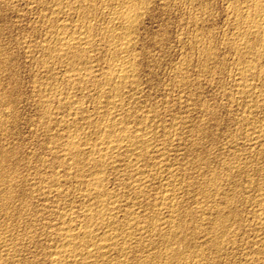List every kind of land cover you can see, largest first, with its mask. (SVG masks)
Instances as JSON below:
<instances>
[{"label":"rangeland","instance_id":"374dc122","mask_svg":"<svg viewBox=\"0 0 264 264\" xmlns=\"http://www.w3.org/2000/svg\"><path fill=\"white\" fill-rule=\"evenodd\" d=\"M57 1L55 0L54 3L53 0H0V170H4L0 174L4 178L0 177L3 180H0V195H2L0 197V264H54L60 257L61 262H57L58 264L82 263L79 261L78 254L68 260H66L68 257L66 254L62 255L60 251L62 238L58 231L64 224L66 227L79 225L77 227L79 228L81 225L83 226L85 214L89 211L90 206L95 205L93 208H103V211L106 212L99 216L101 218L99 220L102 221V215L106 220L111 215L110 219H115L114 227L117 228V232L119 234L123 232L119 237L124 236L123 238L126 239L122 241L123 238L118 237L117 241L119 242L115 246L120 247H111L112 249L110 248L111 250L105 257L100 256L99 253H95L96 257H94L93 254L90 256L93 260L91 261L89 257L87 264H162V262L163 264L165 262V264H264V40H261L259 35L256 36L257 34L248 32L243 17L238 13L237 5L246 0H122L123 2L121 0H95V2L87 0L92 9L91 7L85 9V5H87L85 0H80V2L79 0ZM119 1L120 3H118ZM130 1L134 2L135 7L137 5L136 9L133 4H130L133 3ZM60 3L61 5H59ZM104 4H108V7ZM71 6L74 9H71ZM112 7L121 9V11L127 9L125 12L138 9L141 14L134 23L136 26L133 25L134 28H130V33H132L130 38L132 39L129 38L128 45H126L129 50L124 53H119L121 51L115 49V52H118L112 54L113 51L109 49L110 45L104 42L110 36L102 29L108 23H106L108 19L106 12ZM140 7H143L142 10ZM81 10L85 17L80 12ZM50 11L54 12L53 16ZM247 12L251 13L250 10ZM247 12L246 14H248ZM47 14H50V20L52 18L57 21L53 20V24L52 20V22L49 18L47 20ZM89 17L90 19H88ZM64 20H68V24ZM60 22L65 27L61 24L57 25ZM72 23L78 26L75 27ZM85 23L93 30H97H94L95 33L98 32L95 37L101 36L99 39L94 38L93 46L87 47L86 54H90L92 57L94 55V58L92 59L89 55L92 59V62L88 63L90 66L86 64L82 67L81 70L86 67V69L88 68L87 73L91 72L87 74L84 69L83 73L89 76L81 83L75 79V71L67 68L66 57L57 58L56 55L54 57L56 51L52 49H57L59 46L58 42H54L58 41V36L66 35L69 31L73 33L76 29L83 28ZM50 33L56 35L58 33V35ZM112 36L114 37L115 34ZM245 37L249 45L243 46L239 42V38ZM102 38L103 40H101ZM97 42L99 43L97 44ZM45 44H48L46 48ZM46 51L48 53L50 51V53L48 54ZM89 51L90 53H88ZM119 54L123 57H119ZM44 57H49V59H44ZM96 59L99 60L96 61ZM122 59L131 61L132 66L136 65L133 66V69L136 70H134L135 76H133V82L132 80L128 81L127 86L124 85L125 88L123 87L121 91V93H125V95L121 94L120 100L123 110L120 109L121 107L110 108L107 113L112 112L117 119H120L116 122L120 125L115 124L116 129L124 126L133 136L138 135L139 132L146 133L147 136L145 134L146 137H143L146 138V141L143 140L147 144L144 143L145 146L142 144V150L140 149L141 152L138 153L140 156L138 154L129 156L126 148L123 147L119 148L121 151L117 149L112 152V154L115 153L114 156H111L112 163L108 164V167L105 166L109 169L104 167L102 171L106 172H103V175L102 172L100 173L103 179L105 176L101 186L105 190L101 187L100 189L106 196L102 195L105 198L99 196V198L101 197L99 199L95 193L89 192L91 191V182L88 183V181L90 179L92 181L94 175L91 178L90 173L92 172L88 169L90 168L88 158L85 156L84 160L82 159L80 162L83 164L79 163L76 167L70 155L63 150L59 140L62 142L70 137H79L82 133V135L91 136L90 142L83 141V146L80 144L81 148H85L88 152L91 151L89 152L92 153L90 157H96L95 159L100 157L104 150H102L101 140L94 139L95 136H98L96 130L100 127H97L95 117H99L102 112V114L106 113V110H102L99 105L100 102L103 103L102 100L105 97L101 98L100 92L103 86L96 79L98 77L99 80L103 79L111 69L110 64L114 68ZM42 63L47 67L42 66ZM247 64L248 66H246ZM90 68L91 70H89ZM93 70L94 74H92ZM103 72L104 74H102ZM68 73L70 77H68ZM89 80L90 82H88ZM74 81L76 82L74 83ZM96 81L97 84H95ZM131 83H135L136 86ZM73 85H77L79 88L73 87ZM38 90L41 92L39 93ZM53 90L57 92L55 93ZM60 93H67L68 96ZM65 97H69V100L72 101ZM68 101L73 103L72 108ZM78 104H82V106ZM96 104L99 109L95 106ZM96 108L100 111H96ZM75 109H78L77 113ZM120 112L121 114H119ZM84 116L85 118H82ZM71 119L77 120V122H73ZM145 124L147 127L144 126ZM132 129L137 133H133ZM94 131L96 134H93ZM87 143L90 145L88 146ZM94 146L95 148L97 146L98 150L93 148ZM85 149L83 150L87 152ZM144 149H147L146 152ZM142 156L146 157L142 159ZM131 162L134 163H132L134 169ZM66 168L72 169L73 173L70 174L71 170L68 171ZM86 169L90 173L86 172L88 171ZM5 172L8 174L3 175ZM140 174H144V177ZM136 176L141 179L137 180ZM54 178L56 182H61L55 183ZM11 188L14 190L9 191ZM58 191L59 193H57ZM87 192H89L87 195L91 197L88 198ZM12 194L13 197H11ZM86 196L87 198H85ZM98 199L102 203L104 200L103 207V204L99 205L101 202ZM105 199H110L111 202L114 199L116 204L114 203V205L113 202L107 204ZM111 208L114 212L110 210L112 213H107ZM69 209L72 211L71 214ZM85 209L88 211L86 210V212ZM65 212L67 213L65 214ZM63 214L67 218H64ZM218 216H220L218 219L221 216L222 218L217 220ZM172 218H175L174 223ZM215 219L216 221H214ZM221 220L223 223L218 225L217 223H220ZM59 223L64 224L60 225ZM130 223L133 231L130 228L127 230L126 226H131ZM133 223H136L134 224L136 228ZM169 223L171 224L169 225ZM58 224L59 227H57ZM98 224L99 227L103 226L100 221ZM171 227L173 230L170 229ZM175 228L177 232L174 231ZM129 234L132 236L130 237ZM180 238L183 242L180 241ZM98 239L97 237L96 241ZM124 242H126L125 245ZM121 246H126L125 251L120 250ZM142 247L143 249H141ZM78 249L81 247L77 248L75 253L80 252ZM50 251L52 252L50 253ZM55 252H58L59 257ZM178 254L180 255L178 256ZM97 255L99 256L97 257ZM196 257L197 259L194 260Z\"/></svg>","mask_w":264,"mask_h":264},{"label":"bare ground","instance_id":"6f19581e","mask_svg":"<svg viewBox=\"0 0 264 264\" xmlns=\"http://www.w3.org/2000/svg\"><path fill=\"white\" fill-rule=\"evenodd\" d=\"M54 1V3H55V0H53ZM57 1V0H56ZM59 1V0H58ZM57 1V2H58ZM86 2H87V0H85ZM90 1V0H89ZM108 1V0H107ZM118 1V0H117ZM122 1V0H121ZM126 1V0H125ZM124 1V2H125ZM134 1V0H133ZM133 1H130V2H133ZM136 1V0H135ZM138 1V0H137ZM147 1H149V0H147ZM78 2V1H77ZM79 2H80V0H79ZM79 2H78V5H79ZM92 2V1H91ZM94 2H95V0H94ZM93 2V3H94ZM123 2V1H122ZM121 2V3H122ZM129 2V3H130ZM241 2V1H240ZM72 3V2H71ZM99 3H100V1H99ZM118 3H120V1L118 2ZM142 3V2H141ZM242 3V2H241ZM58 4V3H57ZM75 4V3H74ZM86 4V3H85ZM84 4V5H85ZM88 4H90L89 2H87V5ZM97 4V3H96ZM101 4V3H100ZM103 4V3H102ZM125 4V3H124ZM130 4H133V7L136 9L137 8V5H136V7L134 6V2L133 3H130ZM138 4V3H137ZM142 4H145V3H142ZM53 5V4H52ZM59 5H61V3L59 4ZM82 5V4H81ZM87 5H85L86 6V8L85 9H87V7H89V5L87 6ZM105 5V4H104ZM113 5H116V4H113ZM126 5V4H125ZM124 5V6H125ZM139 5V4H138ZM50 6V5H49ZM70 6V5H69ZM83 6V5H82ZM97 6H98V4H97ZM100 6V5H99ZM105 6H107L108 7V4L107 5H105ZM112 6V5H111ZM118 6V5H117ZM130 6V5H129ZM140 6V5H139ZM139 6H138V8H139ZM142 6V5H141ZM55 7V6H54ZM74 7H76V6H74ZM79 7V6H78ZM91 7V6H90ZM89 7V8H90ZM101 7V6H100ZM103 7V6H102ZM132 7V8H133ZM237 7H238V13H240L241 14V16L243 17V19H244V21H245V23H246V25H247V30H248V32L249 33H254V35L255 34H257L256 36H260V39L261 40H264V0H246V1H244L242 4H240V5H237ZM60 8H61V6H60ZM88 8V9H89ZM95 8V7H94ZM120 8V7H119ZM124 8V7H123ZM126 8H127V6H126ZM131 8V9H132ZM141 8V7H140ZM143 8V7H142ZM142 8L140 9V10H142ZM147 8V7H146ZM50 9V8H49ZM53 9V8H52ZM51 9V10H52ZM59 9V8H58ZM57 9V10H58ZM71 9H74L73 8V6H71ZM75 9H78V8H75ZM82 9V8H81ZM91 9H92V7H91ZM97 9H98V7H97ZM97 9H96V11H97ZM103 9H104V7H103ZM129 9V8H128ZM61 10V9H60ZM60 10H59V12H60ZM101 10H102V8H101ZM100 10V11H101ZM124 10V9H123ZM123 10L121 11V9L120 10H118V9H115V8H111V9H109V10H107V16H108V19H107V21H106V26L102 29V30H104V31H106V33H109V38L106 40V41H104V42H107L109 45H110V50L111 51H113L112 52V54L115 52V49H117V50H120L121 52H119V53H124V52H126V51H128L127 50V47L128 46H126V45H128V40H129V38H130V34L132 35V33H130L131 31H130V28L131 27H133V25H135L134 23L136 22V20L138 19V17H139V10L137 9V10H134V11H127V12H125V10H127V9H125L124 10V12H123ZM250 10V12L251 13H248L247 11H249ZM62 11V10H61ZM72 11H74V10H72ZM71 11V12H72ZM77 11H79V10H77ZM90 11V10H89ZM93 11L95 12V9H93ZM99 11V10H98ZM105 11V10H104ZM103 11V12H104ZM52 11H50V13H51ZM57 12V11H56ZM55 12V13H56ZM70 12V11H69ZM80 12H82L83 13V10H81ZM79 12V13H80ZM85 12H88L87 10H85ZM92 12V11H91ZM246 12L248 13V14H246ZM53 14H51L52 16L54 15V12H52ZM67 13V12H66ZM88 13H90V12H88ZM93 13V12H92ZM98 13V12H97ZM97 13H95V14H97ZM99 13H101V12H99ZM46 14V13H45ZM59 14H61V13H59ZM72 14H73V12H72ZM103 14V13H102ZM48 15V14H47ZM50 15V14H49ZM49 15H48V17H46L47 18V20H48V18H49ZM58 15V14H57ZM84 17H85V14L83 13L82 14ZM86 15H88V14H86ZM94 15V14H93ZM100 15V14H99ZM104 15H105V12H104ZM105 15V17H107ZM141 15V14H140ZM239 15V14H238ZM59 16V15H58ZM64 16V15H63ZM73 15H71V18H73L72 17ZM83 16H82V18H83ZM90 16V15H89ZM103 16V15H102ZM51 17V16H50ZM78 17H80V16H78ZM91 17V16H90ZM90 17L88 18V19H90ZM96 17V16H95ZM98 17V16H97ZM141 17V16H140ZM64 18H68V17H64ZM71 18H69V20L71 19ZM77 18V17H76ZM81 18V17H80ZM79 18V19H80ZM87 18V17H86ZM92 18H93V16H92ZM92 18H91V20H92ZM103 18H104V16H103ZM239 18V17H238ZM58 19H59V17H58ZM101 19V18H100ZM49 20H50V18H49ZM51 20H52V18H51ZM50 20V21H51ZM54 20V19H53ZM52 20V21H53ZM62 20H63V18H62ZM72 20V19H71ZM85 20V19H84ZM95 20V19H94ZM240 20V19H239ZM51 21V22H52ZM55 22L57 21V20H54ZM54 21H53V24H54ZM66 20H64V22H65ZM68 21V20H67ZM66 21V22H67ZM76 21V20H75ZM237 21V20H236ZM243 21V22H244ZM51 22H49V23H51ZM77 22V21H76ZM239 22V21H238ZM43 23V22H42ZM70 23V22H69ZM84 23V22H83ZM86 23H89V22H86ZM86 23L85 24H83V25H85V26H83V28H79V29H76V31H74L73 33H71L70 31V33L68 34H66V35H62V36H58V38L56 37L57 35H58V33H57V35L56 34H54V33H50V34H54V35H56L55 37L58 39V41H54V42H58L59 43V46L57 47V49L55 48V49H52V50H55L54 52V57H55V55L57 56V58L58 57H60V56H65L66 57V60H65V63H67V68L68 69H70L71 68V70H74L75 71V79L76 80H78V82H83L84 81V79L87 77V79H88V76H87V74L89 73V72H91V71H88V73H87V70H88V68L86 69V67L85 68H83V70H81L82 69V67H84V65L86 66V64L88 65V63H91L92 62V59L94 58V55H93V57L91 56V58H90V56L88 55V54H86V50H87V47L89 46V48H90V46H93V44H94V38L96 39V37H95V34H97L98 35V32H96L95 33V31H97V30H93V28H91V26H89V25H86ZM61 24V22L59 23V24H57V25H60ZM67 24H68V22H67ZM73 24V23H72ZM74 24H75V22H74ZM73 24V25H74ZM79 24H80V22H79ZM92 24V23H91ZM95 24V23H94ZM93 24V25H94ZM103 24V23H102ZM101 24V25H102ZM56 25V26H57ZM61 25H63V24H61ZM93 25H92V27H93ZM101 25H100V27H101ZM241 25V24H240ZM242 25H244V24H242ZM52 26V25H51ZM64 27H65V25H63ZM68 26V25H67ZM67 26H66V28H67ZM75 27L76 26H78V25H74ZM79 26H81V25H79ZM95 26H97L98 27V25H95ZM136 26V25H135ZM60 27V26H59ZM63 27V28H64ZM96 27V28H97ZM100 27H99V32H100ZM56 28V27H55ZM58 28V27H57ZM60 28H62V27H60ZM68 28H70V27H68ZM102 28V27H101ZM134 28V27H133ZM241 28V27H240ZM53 29H54V27H53ZM244 29V28H243ZM242 29V30H243ZM59 30V29H58ZM61 30V29H60ZM59 30V31H60ZM64 30V29H63ZM69 30V29H68ZM70 30H71V28H70ZM55 31V30H54ZM62 31V30H61ZM66 31H67V29H66ZM238 31V30H237ZM240 31V30H239ZM51 32V31H50ZM52 32H53V30H52ZM241 32V31H240ZM238 33V32H237ZM246 33V32H245ZM61 34H63V33H61ZM103 34V33H102ZM112 34L114 35L115 34V36L113 37L112 36ZM243 34V33H242ZM241 34V35H242ZM108 35V34H107ZM100 36L101 35H99V38H100ZM111 36H112V38H111ZM50 38H54V37H51V36H49ZM239 37V36H238ZM243 37V36H242ZM251 37V36H250ZM98 38V37H97ZM98 38V39H99ZM237 38V37H236ZM55 39V38H54ZM132 38H130V40H131ZM233 39H235V38H233ZM248 39V38H247ZM46 40V39H45ZM56 40V39H55ZM101 40H103V38L101 39ZM231 40V39H230ZM235 40H237V39H235ZM249 40V39H248ZM50 41V40H49ZM238 41V40H237ZM259 41V40H258ZM51 42V41H50ZM239 42H241L242 44H243V46L244 45H249V43H247V40H246V37L245 38H239ZM47 43V42H46ZM96 43V42H95ZM99 42H97V44H98ZM101 43H103V42H101ZM131 43V42H130ZM235 43V42H234ZM261 43V42H260ZM49 44V43H48ZM48 44H45V48H46V46L48 45ZM56 44V43H55ZM42 45H43V43H42ZM96 45V44H95ZM101 45V44H100ZM103 45H104V43H103ZM107 45V44H106ZM236 45V44H235ZM53 46H55V45H53ZM57 46V45H56ZM102 46V45H101ZM105 46V45H104ZM239 46V45H238ZM50 47V46H49ZM49 47H47V48H49ZM98 47V46H97ZM96 47V48H97ZM107 47H109V46H107ZM54 48V47H53ZM95 48V47H94ZM99 48V47H98ZM101 48V47H100ZM105 48V47H104ZM49 49H51V48H49ZM108 49V48H107ZM108 49V50H109ZM95 50V49H94ZM106 50V49H105ZM104 50V51H105ZM243 50H244V48H243ZM92 51H93V49H92ZM91 51V54H93V52ZM47 52V51H46ZM108 52V51H107ZM107 52L105 53V54H107ZM116 52H118V51H116ZM115 52V53H116ZM48 53V52H47ZM49 53H50V51H49ZM48 53V54H49ZM53 53V52H52ZM88 53H90V51L88 52ZM132 53V52H131ZM111 54V55H112ZM118 54V53H117ZM42 55H44L43 53H42ZM120 56L119 57H123V56H121V54H119ZM129 55H131L130 53H129ZM106 56V55H105ZM114 56V55H113ZM128 56V55H127ZM126 56V57H127ZM52 57V56H51ZM104 57V56H103ZM110 58H111V56H109ZM115 57H117V56H115ZM114 57V58H115ZM125 57V58H126ZM131 57V56H130ZM46 57H44V59H45ZM96 58V57H95ZM99 58H101V57H99ZM106 58V57H105ZM128 59H129V57H127ZM132 58V57H131ZM46 59H49V57L48 58H46ZM117 59H118V57H117ZM41 60H42V58H41ZM99 59H96V61H98ZM111 60H112V58H111ZM120 60V59H119ZM130 60V59H129ZM129 60H127V59H122L121 61H119V62H116V63H119V64H117V65H115V67L114 68H112V66H111V64H110V67H111V69L109 70V69H107V70H109L105 75H104V78L103 79H101V80H99L98 78L96 79L98 82H99V84H101L103 87H102V91L100 92V94H102V96H101V98H104V100H102L103 101V103L102 102H100V101H98V102H100L101 104H99L100 105V108H102V110H106V113L107 112H109L108 111V109H116L117 107H121L120 109H122L123 110V108H122V106H120V100H121V94H124L125 95V93L123 92V93H121V91H122V89H123V87L125 88V86L124 85H126L127 86V82L128 81H131L132 80V82H133V76H135L134 75V70L135 69H133V66L130 64V62L131 61H129ZM131 60H133V58L131 59ZM45 60H43V62H44ZM118 61V60H117ZM46 62V61H45ZM55 62V61H54ZM62 62V61H61ZM60 62V63H61ZM63 62H64V60H63ZM63 62H62V64H63ZM48 63V62H47ZM46 63V64H47ZM57 63V62H56ZM59 63V64H60ZM95 64H96V62H94ZM112 63V62H111ZM44 63H42V66H45V65H43ZM49 64V63H48ZM106 64H107V62H106ZM109 64V63H108ZM114 64H115V62H114ZM133 64V63H132ZM136 64V63H135ZM92 65V64H91ZM97 65V64H96ZM98 65H99V62H98ZM242 65H243V63H242ZM64 66V65H63ZM88 66H90V65H88ZM87 66V67H88ZM93 66V65H92ZM103 66V65H102ZM136 66V65H135ZM134 66V67H135ZM246 66H248V64L246 65ZM40 67V66H39ZM45 67H47V65L45 66ZM98 67V66H97ZM97 67H94V68H97ZM107 67V66H106ZM50 68V67H49ZM53 68V67H52ZM60 68V67H59ZM62 68V67H61ZM93 68V69H94ZM101 68V67H100ZM248 68V67H247ZM45 69V68H44ZM64 69V68H63ZM86 70V73H83V71H85ZM46 70H47V68H46ZM49 70V69H48ZM50 70H51V68H50ZM66 70V69H65ZM89 70H91V68L89 69ZM95 70V69H94ZM92 71L93 73L92 74H94V72L95 71ZM52 71V70H51ZM136 71V70H135ZM46 72V71H45ZM48 72V71H47ZM50 72V71H49ZM67 72H68V70H67ZM66 71H65V73H67ZM104 72L102 73V74H104ZM242 72V71H241ZM72 73V72H71ZM70 73V75H72V74H74V73H72L71 74ZM97 73V72H96ZM95 73V74H96ZM90 74V73H89ZM241 74V73H240ZM64 74L62 73V76H63ZM51 76H52V74H51ZM59 76V75H58ZM61 76V77H62ZM66 76V75H65ZM91 76V75H90ZM94 76H96V75H94ZM103 76V75H102ZM60 77V78H61ZM68 77H70L69 76V73H68ZM68 77L66 76V78L68 79ZM71 77H73V76H71ZM93 77V76H92ZM97 77V76H96ZM90 78V77H89ZM95 78V77H94ZM102 78V77H101ZM136 78L138 79V77L136 76ZM61 79H63V78H61ZM65 79V78H64ZM74 78H72V80H73ZM74 79V80H75ZM87 79H85V80H87ZM136 79V80H137ZM66 80V79H65ZM70 80V79H69ZM93 80V79H92ZM95 80V79H94ZM93 80V81H94ZM92 81V82H93ZM95 82V84H97L98 82ZM51 82V81H50ZM70 82H71V80H70ZM76 81H74V83H75ZM86 82V81H85ZM88 82H90V80L88 81ZM91 82V83H92ZM135 82V81H134ZM137 82V81H136ZM51 83H53V82H51ZM69 83V82H68ZM73 83V82H72ZM73 83V84H74ZM40 84V83H39ZM43 84V83H42ZM42 84H40V85H42ZM88 84V83H87ZM93 84V83H92ZM128 84H130V83H128ZM135 84V83H134ZM134 84H132L131 83V85H133L134 86ZM44 85V84H43ZM55 85V84H54ZM69 85V84H68ZM72 85V84H71ZM82 85V84H81ZM248 85V84H247ZM52 87H53V85H51ZM75 85H73V87H74ZM99 86V85H98ZM135 86H136V84H135ZM41 87V86H40ZM45 87H47L48 88V86H45ZM44 87V88H45ZM72 87V86H71ZM75 87H77V85L75 86ZM84 87H85V85H84ZM83 87V88H84ZM108 88V89H106V88ZM132 87V86H131ZM39 88V87H38ZM42 88H43V86H42ZM51 88V87H50ZM58 88V87H57ZM77 88H79V87H77ZM81 88V87H80ZM93 88V87H92ZM101 88V87H100ZM246 88V87H245ZM39 89H41V88H39ZM53 89V88H52ZM55 89V88H54ZM71 89H73V88H71ZM70 89V90H71ZM99 89V88H98ZM97 89V90H98ZM243 89V88H242ZM44 90V89H43ZM68 90V89H67ZM81 91H82V89H80ZM101 90V89H100ZM126 90V89H125ZM128 90V89H127ZM244 90V89H243ZM39 91V90H38ZM54 91V90H53ZM59 91V90H58ZM65 91V90H64ZM41 91H39V93H40ZM43 92V91H42ZM48 92V91H47ZM52 92V91H51ZM55 92V91H54ZM54 92H53V94H54ZM57 92V91H56ZM55 92V93H56ZM68 92H70V91H68ZM83 92V91H82ZM98 92V91H97ZM261 92V91H260ZM45 93H46V91H45ZM63 93V92H62ZM65 93V92H64ZM72 93V92H71ZM96 93V92H95ZM130 93H131V91H130ZM243 93V92H242ZM43 94V93H42ZM47 94V93H46ZM45 94V95H46ZM51 94V93H50ZM58 94H59V92H58ZM61 94V93H60ZM99 94V95H100ZM133 94V93H132ZM262 94V93H261ZM44 95V94H43ZM61 95H67V93L66 94H61ZM92 95V94H91ZM98 95V94H97ZM50 96V95H49ZM48 96V97H49ZM52 96V95H51ZM64 96H63V99H64ZM68 96V95H67ZM3 97V96H2ZM43 97V96H42ZM47 97V96H46ZM60 97V96H59ZM96 97V96H95ZM100 97V96H99ZM98 97V98H99ZM124 97V96H123ZM130 97V96H129ZM44 98V97H43ZM42 98V99H43ZM66 98V97H65ZM100 98V99H101ZM4 99V98H3ZM46 100L48 99V98H45ZM58 99V98H57ZM60 99V98H59ZM62 99V98H61ZM66 99H68L69 100V97L68 98H66ZM66 99H65V101H66ZM77 100V99H76ZM45 101V100H44ZM50 101V100H49ZM69 101H72V100H69ZM68 101V103H71V102H69ZM80 101V100H79ZM79 101H77V103H80ZM123 101V100H122ZM132 101V100H131ZM41 102V101H40ZM62 102H63V100H62ZM62 102H60V103H62ZM67 102V101H66ZM96 102H97V100H96ZM76 103V104H77ZM46 104H48V103H46ZM50 104V103H49ZM48 104V105H49ZM66 105H67V103H65ZM73 103H71V105H72ZM75 104V103H74ZM124 104V103H123ZM48 105H46V106H48ZM61 104H59V106H60ZM63 106H64V103L62 104ZM61 105V106H62ZM78 105H80V104H78ZM43 106H45V105H43ZM77 106V105H76ZM80 106H82V104L80 105ZM95 106H97V108L99 107L97 104L95 105ZM133 106V105H132ZM66 107V106H65ZM73 107V105L71 106V108ZM125 107H127V106H125ZM50 108V107H49ZM54 108V107H53ZM76 108V107H75ZM77 108H78V106H77ZM81 108H83V107H81ZM96 108V109H97ZM51 109V108H50ZM68 109V108H67ZM80 109V108H79ZM85 109V108H84ZM83 109V110H84ZM95 109V110H96ZM99 109V108H98ZM96 110V111H100V110ZM119 109V108H118ZM78 110V109H77ZM77 110L75 109V111H76V113H77ZM102 110H101V112H102ZM136 110H137V108H136ZM58 111H62V110H58ZM65 111V110H64ZM71 111V110H70ZM74 111V112H75ZM80 111V110H79ZM87 111V110H86ZM113 111V110H112ZM116 111V110H115ZM115 111H113V112H115ZM118 111V110H117ZM45 112V111H44ZM56 112V111H55ZM84 112V111H83ZM94 112V111H93ZM126 112V111H125ZM130 112V111H129ZM134 112V111H133ZM60 113V112H59ZM63 113V112H62ZM71 113V112H70ZM75 113V114H76ZM87 113V112H86ZM103 113V112H102ZM101 113V115L99 116V117H95V123L97 124V127L98 126H100L96 131H97V134H98V136H95V138L94 139H96L97 138V140H101V144L103 145V148H102V150H104L103 151V153H101L100 154V157L98 158V159H95L94 157H90V154L92 155V153H89V152H91V151H87L85 148H83V149H85L87 152H88V154H87V152H85L82 148H81V145L84 143L83 141H85V142H90L91 141V136L90 137H88V136H86V135H78L79 137H75V138H71L70 137V135H69V137L70 138H67V139H65V140H63L62 142H61V140H59V143H61L62 144V146H63V148H61V149H63L64 151H65V153L66 154H69L70 155V157L72 158L71 160L72 161H74L73 163H74V165H76V167H77V165L81 162V160L83 159V158H85V156H86V158H88V161H89V164L87 163V161H86V163L88 164V166L90 167V168H88L92 173H90V171L88 170V169H86V170H88V171H86V172H88V173H90V175H91V178H92V176H93V178H92V181H91V179L89 180V178H88V183H90V186H91V191H89V192H91L92 194L93 193H95L96 195L95 196H98V198H99V196H102V195H104L102 192H104L102 189H104L105 190V188H102L101 186H102V183H104V181L102 182V180H104L105 179V176H104V179L102 178L103 176V172H106L105 170L104 171H102L103 170V168L107 165V167H108V164H110V163H112V160H111V156L113 155H115V153L114 154H112V152L113 151H115V150H117V149H119V148H121V147H123V148H126V151H127V153L129 154V156H130V154H138L139 153V151H140V149L142 148L141 146H145V144H147V143H145V141H146V138L144 139L143 137H146L147 136V134H146V136H144L145 134H141L140 132L138 133V135L136 134L137 132L134 130V132H135V134H136V136L134 135L133 136V134L131 135L130 133H129V130L127 129V128H124V126L122 127V126H120L121 128H118V129H116L115 128V124H117V125H120V124H118V123H116V122H118L117 120H120L119 118L117 119L116 118V115L115 114H112V112H110V114H106V113H104V114H102ZM52 114V113H51ZM69 114V113H68ZM72 114H73V111H72ZM82 114V113H81ZM83 114H85V112L83 113ZM118 114V113H117ZM119 114H121V112L119 113ZM123 114H124V111H123ZM66 115V114H65ZM71 115V114H70ZM78 115V114H77ZM90 115V114H89ZM89 115H87V116H89ZM132 115H133V113H132ZM51 116V115H50ZM53 116V115H52ZM75 116V115H74ZM80 116V115H79ZM81 116H83V115H81ZM86 116V117H87ZM91 116V115H90ZM121 116V115H120ZM119 116V117H120ZM123 116V115H122ZM130 116V115H129ZM151 116V115H150ZM69 117V116H68ZM135 117V116H134ZM143 117V116H142ZM61 118V117H60ZM65 118V117H64ZM73 118V117H72ZM77 118V117H76ZM82 118H85V116L84 117H82ZM87 118H89V117H87ZM91 118V117H90ZM126 118V117H125ZM141 118V117H140ZM75 119V118H74ZM78 119V118H77ZM80 119V118H79ZM94 119V118H93ZM92 119V120H93ZM67 120V119H66ZM72 120V119H71ZM71 120H70V122H71ZM85 120H87V119H85ZM91 120V119H90ZM91 120V121H92ZM130 120V119H129ZM148 120V119H147ZM65 121V120H64ZM73 122L74 121H76L77 122V120H72ZM146 121V120H145ZM144 121V122H145ZM66 122V121H65ZM86 122H89V121H86ZM94 122V121H93ZM147 122V121H146ZM149 122V121H148ZM62 123H64V122H62ZM69 123V122H68ZM68 123H65V124H68ZM85 123V122H84ZM119 123H121L120 121H119ZM122 123H124V122H122ZM60 124H61V122H60ZM64 124V125H65ZM71 124H72V122H71ZM76 124V123H75ZM125 124V123H124ZM136 124V123H135ZM50 125V124H49ZM69 125V124H68ZM85 125V124H84ZM128 125V124H127ZM59 126V125H58ZM67 126V125H66ZM141 126H142V124H141ZM145 127H147L146 126V124L144 125ZM68 127V126H67ZM71 127V126H70ZM85 127V126H84ZM119 127V126H118ZM125 127H126V125H125ZM128 127V126H127ZM130 127V126H129ZM132 127V126H131ZM61 128V127H60ZM92 128H94V127H92ZM65 129V128H64ZM63 129V130H64ZM72 129V128H71ZM130 129V128H129ZM136 129V128H135ZM142 129V128H141ZM141 129H139V130H141ZM67 130V129H66ZM131 130V129H130ZM142 131V130H141ZM52 132V131H51ZM65 132V131H64ZM73 132V131H72ZM95 132V131H94ZM132 132H133V129H132ZM133 132V133H134ZM145 132V131H144ZM70 133V132H69ZM93 133V132H92ZM150 133V132H149ZM93 134H96V132L95 133H93ZM76 135V134H75ZM88 135V134H87ZM74 136V135H73ZM93 136V135H92ZM94 137V136H93ZM61 138V137H60ZM145 141H144V140ZM150 139V138H149ZM53 141H55L54 139H53ZM144 141V142H143ZM97 142V141H96ZM58 143V144H59ZM145 143V144H144ZM149 143V142H148ZM81 144V145H80ZM94 144H97V143H95L94 142ZM143 144V145H142ZM56 145V144H55ZM85 145V144H84ZM87 145H88V143H87ZM86 145V146H87ZM89 145H90V143H89ZM88 145V146H89ZM93 145V144H92ZM57 146V145H56ZM59 146V145H58ZM83 146V145H82ZM98 146V145H97ZM97 146H96V148H95V146L93 147V148H95V149H97L98 150V148H97ZM151 146V145H150ZM147 147H149V146H147ZM91 148V147H90ZM90 148H89V150H90ZM144 148V147H143ZM149 148H151V147H149ZM95 149H93V150H95ZM92 150V151H93ZM101 150V151H102ZM123 150V149H122ZM142 150V149H141ZM147 150V149H146ZM146 150L144 149V151L146 152ZM119 151H121V149H119ZM135 151H137V152H135ZM143 151V152H144ZM152 151V150H151ZM97 152V151H96ZM141 152V151H140ZM62 153H64V152H62ZM98 153V152H97ZM123 153H124V151H123ZM1 154V153H0ZM58 154V153H57ZM65 154V155H66ZM99 154V153H98ZM118 154H120V153H118ZM141 154H143V153H141ZM64 155V154H63ZM126 155V154H125ZM145 155V154H144ZM68 156V155H67ZM66 156V157H67ZM99 156V155H98ZM126 156H128V155H126ZM134 156V155H133ZM137 156V155H136ZM136 156H135V158H136ZM138 156H140L139 154H138ZM3 157V156H2ZM64 157V156H63ZM69 157V156H68ZM118 157V156H117ZM144 157H146V156H144ZM143 156L141 157L142 159L144 158ZM129 158V157H128ZM127 158V159H128ZM64 159H65V157H64ZM136 159H138V158H136ZM135 159V160H136ZM3 160V159H2ZM66 160V159H65ZM70 160V159H69ZM84 160V159H83ZM93 160V161H92ZM120 160V159H119ZM126 160V159H125ZM131 160H133V159H131ZM139 160V159H138ZM137 160V161H138ZM113 162H115V161H113ZM2 163V162H1ZM6 163V162H5ZM85 163V162H84ZM86 163H85V165H86ZM117 163V162H116ZM132 163L133 162H131L130 164H131V166H132ZM71 164V163H70ZM70 164H68V165H70ZM80 164H83V163H80ZM115 164V163H114ZM127 164H129V163H127ZM126 164V165H127ZM134 164V163H133ZM2 165H3V163H2ZM6 165V164H5ZM51 165V164H50ZM67 165V166H68ZM111 165V164H110ZM117 165V164H116ZM136 165V164H135ZM72 166V165H71ZM70 166V168H72ZM82 166H84V165H82ZM87 166V167H88ZM113 167H114V165H112ZM130 166V167H131ZM134 166V165H133ZM133 166H132V168H133ZM147 166V165H146ZM2 167V166H1ZM5 167V166H4ZM65 167V166H64ZM69 167V166H68ZM67 167V168H68ZM80 167H81V165H80ZM86 167V166H85ZM86 167V168H87ZM140 167V166H139ZM66 168V169H67ZM82 168V167H81ZM106 168V167H105ZM115 168V167H114ZM135 168H137V167H135ZM158 168V167H157ZM65 169V168H64ZM73 169V168H72ZM72 169H69V170H71L69 173L71 174V172L73 173V171H72ZM106 169H109V168H106ZM123 169V168H122ZM131 169V168H130ZM134 169V168H133ZM140 169V168H139ZM143 169V168H142ZM3 169H1L0 170V174H2V171ZM68 170V169H67ZM68 170V171H69ZM78 170V169H77ZM115 170V169H114ZM5 171H7V170H5ZM75 172H77L76 170H74ZM79 171H80V169H79ZM78 171V172H79ZM111 171V170H110ZM132 171V170H131ZM135 171V170H134ZM133 171V172H134ZM138 171V170H137ZM145 171V170H144ZM3 172H4V170H3ZM82 172V171H81ZM83 172H85V171H83ZM102 172V175L100 174ZM109 172V171H108ZM141 172V171H140ZM149 172H150V169H149ZM141 173H143V171L141 172ZM6 174H8V173H6L5 172V174L3 173V175H6ZM68 174V173H67ZM69 174V175H70ZM82 174V173H81ZM87 174V173H86ZM106 174V173H105ZM104 174V175H105ZM130 174H132V173H130ZM136 174L137 175H139L137 172H136ZM68 175V176H69ZM76 175V174H75ZM78 175V174H77ZM127 175V174H126ZM126 175H125V177H126ZM144 174H140V176H143ZM55 176V175H54ZM74 176V175H73ZM107 176V175H106ZM128 176V175H127ZM146 176V175H145ZM1 178H3L2 176H0ZM5 177H7V176H5ZM62 177V176H61ZM60 177V178H61ZM81 177V176H80ZM111 177V176H110ZM116 177V176H115ZM135 177V176H134ZM144 177V176H143ZM147 177V176H146ZM145 177V178H146ZM9 178V177H8ZM44 178V177H43ZM59 178V179H60ZM136 178H137V176H136ZM171 178V177H170ZM4 179V178H3ZM6 179V178H5ZM57 179H58V177H57ZM108 179V178H107ZM110 179V178H109ZM129 179V178H128ZM138 179H141V177H139L138 176V178H137V180ZM147 179V178H146ZM1 180V179H0ZM44 180V179H43ZM49 180H51V179H49ZM53 180H55V178L53 179ZM61 180V179H60ZM145 180V179H144ZM170 180V179H169ZM175 180V179H174ZM1 181H3V180H1ZM5 181H7V179L5 180ZM135 181H136V179H135ZM143 181V180H142ZM145 181H147V180H145ZM172 181V180H171ZM170 181V182H171ZM21 182V181H20ZM40 182H42V181H40ZM39 182V183H40ZM55 183H60V182H56V180L54 181ZM106 182V181H105ZM115 182V181H114ZM2 183V182H1ZM87 183V184H88ZM137 183V182H136ZM143 183V182H142ZM142 183H141V185H142ZM47 184V183H46ZM50 184V183H49ZM54 184V183H53ZM63 184V183H62ZM125 184V183H124ZM140 184V183H139ZM138 184V185H139ZM214 184V183H213ZM43 185V184H42ZM55 185V184H54ZM57 185H59V184H57ZM61 185V184H60ZM106 185V184H105ZM133 185H135V184H133ZM10 185H8V187H9ZM51 186V185H50ZM89 186V185H88ZM104 186V185H103ZM6 187V186H5ZM11 187V186H10ZM44 187V186H43ZM49 187V186H48ZM55 187H56V185H55ZM60 187V189H61V186H59ZM100 187L102 188V189H100ZM51 188H52V186H51ZM54 188V187H53ZM123 188V187H122ZM142 188V187H141ZM171 188V187H170ZM213 188V187H212ZM59 189V188H58ZM88 189H89V187H88ZM109 189V188H108ZM206 189H207V187H206ZM0 190H1V188H0ZM14 190V189H13ZM12 190V188H11V190H9V191H13ZM36 190V189H35ZM49 190H50V187H49ZM61 190H63V189H61ZM66 190V189H65ZM82 190V189H81ZM90 190V189H89ZM127 190V189H126ZM217 190V189H216ZM215 190V191H216ZM4 191V190H3ZM2 191V193H4ZM8 191V190H7ZM8 191V192H9ZM50 191H52V190H50ZM49 191V192H50ZM60 191V190H59ZM59 191L57 192V193H59ZM166 191V190H165ZM1 192V191H0ZM64 192V191H63ZM84 192H85V190H84ZM89 192H87L86 193V195L89 193ZM134 192V191H133ZM161 192V191H160ZM177 192V191H176ZM179 192V191H178ZM11 193V192H10ZM14 193V192H13ZM44 193V192H43ZM52 193V192H51ZM56 193V192H55ZM62 193V192H61ZM71 193V192H70ZM108 193V192H107ZM106 193V194H107ZM129 193V192H128ZM142 193V192H141ZM205 193V192H204ZM1 194V193H0ZM7 194V193H6ZM9 194V193H8ZM7 194V195H8ZM53 194H54V192H53ZM64 194V193H63ZM110 194V193H109ZM112 194V193H111ZM140 194V193H139ZM161 194V193H160ZM3 195H5V194H3ZM51 195V194H50ZM123 195V194H122ZM164 195V194H163ZM173 195V194H172ZM179 195V194H178ZM207 195V194H206ZM2 195H0V197H1ZM57 196V195H56ZM59 196V195H58ZM67 196V195H66ZM77 196V195H76ZM88 196V195H87ZM87 196L85 197V198H87ZM104 196H106V195H104ZM104 196H102V198L104 197ZM110 196V195H109ZM113 196V195H112ZM111 196V197H112ZM158 196V195H157ZM177 196V195H176ZM11 197H13V194L11 195ZM71 197V196H70ZM81 197V196H80ZM89 197H91V196H88V198ZM108 197V196H107ZM130 197V196H129ZM134 197V196H133ZM139 197V196H138ZM164 197V196H163ZM166 197V196H165ZM10 198V197H9ZM25 198H26V196H25ZM65 198V197H64ZM93 198V197H92ZM91 198V199H92ZM94 198H96V197H94ZM101 198V197H100ZM99 198V199H100ZM105 198V197H104ZM108 198H110V197H108ZM176 198V197H175ZM6 199V198H5ZM4 199V200H5ZM13 199V198H12ZM98 199V200H99ZM115 199V198H114ZM113 199V200H114ZM117 199V198H116ZM148 199V198H147ZM164 199V198H163ZM2 200H3V198H2ZM71 200V199H70ZM86 200V199H85ZM96 200H97V198H96ZM96 200H93V201H96ZM105 200H107L106 202H107V204L109 203H112L113 202V204L116 202V201H113L112 200V202H111V200L109 199H105ZM132 200V199H131ZM142 200V199H141ZM172 200V199H171ZM65 201V200H64ZM89 201V200H88ZM100 202H101V200H99ZM103 201V203L101 202V203H99V205L101 204H103L102 205V207L104 206V200H102ZM136 201V200H135ZM163 201V200H162ZM141 202V201H140ZM154 202V201H153ZM155 202H156V200H155ZM93 203V202H92ZM96 203V202H95ZM147 203V202H146ZM24 204V203H23ZM64 204V203H63ZM69 204V203H68ZM98 204V203H97ZM116 204V203H115ZM114 204V205H115ZM161 204V203H160ZM180 204V203H179ZM9 205V204H8ZM93 205V204H92ZM95 205V204H94ZM98 205V206H99ZM112 205V204H111ZM162 205V204H161ZM16 206V205H15ZM60 206V205H59ZM90 206V205H89ZM96 206V205H95ZM95 206H93V207H95ZM110 206V205H109ZM108 206V207H109ZM124 206V205H123ZM163 206V205H162ZM173 206V205H172ZM177 206V205H176ZM82 207V206H81ZM92 206H90V209H89V211L87 210L88 209V207H87V209H85V211L87 212L85 215L86 216H84L85 217V224L82 226L81 225V227H79V228H77L79 225H77V227L75 228V227H71L72 225L70 224V222H69V224L71 225L70 227L69 226H65V224L64 223H66V222H64V221H62V222H64V223H62V224H60V225H63L64 224V226L60 229V228H58V229H60L58 232L60 233V236H61V238H62V241L60 242V244H62L61 245V250H60V248H58L61 252H62V255L63 254H66L68 257H66L67 259L66 260H68V258L70 259V257H72V256H75L76 254H78L79 256H78V258L80 257V260L79 261H81L83 264H85L86 262H88L87 261V259L90 257V256H93V254L95 255V253L97 254V253H99V255L101 256H107L106 254L108 253V251L109 250H111L112 248H114L113 246H115L116 244H118V242L119 241H117L118 240V237H119V235H121L122 233L120 232V230H119V232H120V234L117 232V228L116 227H114L115 226V219H110L111 218V215H110V217L109 218H107L108 220H106V218L105 219H103V215H102V221L101 220H99V219H101V218H99V216H101V214H103L105 211H103V208H93ZM127 207V206H126ZM161 207V206H160ZM175 207V206H174ZM65 208V207H64ZM69 208V207H68ZM72 208V207H71ZM104 208H106V207H104ZM134 208V207H133ZM156 208V207H155ZM165 208V207H164ZM74 209V208H73ZM151 209V208H150ZM157 209V208H156ZM166 209V208H165ZM218 209V208H217ZM6 210V209H5ZM16 210V209H15ZM110 210H113L112 208L111 209H108V211H107V213H109V214H111L112 212L110 211ZM130 210H131V208H130ZM133 210V209H132ZM154 210V209H153ZM158 210V209H157ZM169 210V209H168ZM167 210V211H168ZM216 210V209H215ZM214 210V211H215ZM68 211H70V209L68 210ZM67 211V212H68ZM120 211V210H119ZM129 211V210H128ZM180 211V210H179ZM178 211V212H179ZM198 211V210H197ZM61 212V211H60ZM64 212V211H63ZM67 212H65V214L67 213ZM71 212L72 211H70L69 213L71 214ZM113 212H114V210H113ZM131 212V211H130ZM130 212H128V214L130 213ZM137 212V211H136ZM161 212V211H160ZM177 212V211H176ZM177 212V213H178ZM221 212V211H220ZM14 213V212H13ZM69 213H68V215H69ZM85 213V212H84ZM106 213V212H105ZM144 213V212H143ZM159 213V212H158ZM163 213V212H162ZM60 214H62V213H60ZM126 214V213H125ZM133 214H134V212H133ZM133 214H131V215H133ZM154 214V213H153ZM152 214V215H153ZM167 214V213H166ZM175 214V213H174ZM181 214V213H180ZM67 215V216H68ZM130 215V214H129ZM139 215V214H138ZM177 215V214H176ZM198 215V214H197ZM221 215V214H220ZM33 216V215H32ZM60 216V215H59ZM66 216V215H65ZM158 216V215H157ZM7 217H8V215H7ZM63 217H64V214H63ZM105 217H106V215H105ZM220 216H218L217 217V220H220L221 218H222V216H221V218L220 219H218ZM223 217H225V216H223ZM11 218V217H10ZM64 218H67V217H64ZM63 218V219H64ZM113 218V217H112ZM115 218V217H114ZM119 218V217H118ZM121 218V217H120ZM127 218V217H126ZM137 218H139L138 216H137ZM168 218H169V216H168ZM178 218V217H177ZM200 218V217H199ZM61 219V218H60ZM84 219V218H83ZM117 219V218H116ZM124 219V218H123ZM161 219V218H160ZM173 219V218H172ZM175 219V218H174ZM174 219H173V223H174ZM205 219V218H204ZM224 219V218H223ZM66 220V219H65ZM104 220V221H103ZM157 220V219H156ZM192 220V219H191ZM203 220V219H202ZM21 221V220H20ZM71 221V220H70ZM99 221L102 223V225L103 226H101V227H99V226H97V224L99 223ZM120 221V220H119ZM149 221V220H148ZM161 221V220H160ZM172 221V220H171ZM179 221V220H178ZM214 221H216V219L214 220ZM213 221V222H214ZM58 222V221H57ZM60 222V221H59ZM121 222H122V220H121ZM124 222V221H123ZM130 222V221H129ZM133 222V221H132ZM155 222V221H154ZM163 222V221H162ZM168 222V221H167ZM187 222V221H186ZM198 222V221H197ZM221 222L223 223V220H221L220 221V223H217L218 225L219 224H221ZM83 223H84V220H83ZM82 223V224H83ZM153 223V222H152ZM151 223V224H152ZM172 223V224H173ZM178 223V222H177ZM183 223V222H182ZM59 224H58V226L57 227H59ZM131 224V223H130ZM134 224H136V223H133V225ZM155 224V223H154ZM161 224V223H160ZM171 223H169V225H170ZM184 224V223H183ZM187 224V223H186ZM216 223H214V225H215ZM47 225V224H46ZM52 225H54V224H52ZM99 225V224H98ZM127 225H128V223H127ZM139 225V224H138ZM213 224H212V226L213 227H215ZM223 225V224H222ZM51 226V225H50ZM116 226H118L117 224H116ZM126 226V225H125ZM140 226V225H139ZM153 226V225H152ZM177 226V225H176ZM179 226V225H178ZM177 226V227H178ZM193 226V225H192ZM53 227V226H52ZM55 227V226H54ZM56 227V228H57ZM127 227V230L130 228V230H132L131 228H132V224H131V226L129 225V226H126ZM134 227H135V225H134ZM134 227H133V229H134ZM138 227V226H137ZM164 227H165V225H164ZM166 227H167V225H166ZM220 227V226H219ZM223 227V226H222ZM221 227V228H222ZM136 228V227H135ZM146 228V227H145ZM160 228V227H159ZM184 228V227H183ZM203 228V227H202ZM205 228V227H204ZM210 228H211V225H210ZM216 228H217V226H216ZM12 229V228H11ZM110 229H111V231H110ZM138 229V228H137ZM141 229H144V228H141ZM140 229V230H141ZM148 229V228H147ZM155 229H156V227H155ZM170 229H172V227L170 228ZM180 229V228H179ZM178 229V230H179ZM212 229V228H211ZM215 229V228H214ZM7 230V229H6ZM57 230V229H56ZM109 232H108V231ZM126 230V231H127ZM129 230V231H130ZM135 230V229H134ZM140 230H138V231H140ZM165 230V229H164ZM173 230V229H172ZM196 230V229H195ZM198 230V229H197ZM209 230V229H208ZM53 231L55 232V230H54V228H53ZM122 231V230H121ZM126 231L124 232V235H125V233H126ZM133 231V230H132ZM137 231V230H136ZM135 231V232H136ZM153 231V230H152ZM171 231V230H170ZM174 231H176V228L174 229ZM173 231V232H174ZM211 231V230H210ZM51 232H52V230H51ZM108 232V233H107ZM128 232V231H127ZM142 232H143V230H142ZM172 232V233H173ZM177 232V231H176ZM182 232V231H181ZM13 233V232H12ZM56 233H57V231H56ZM102 233V234H101ZM130 233H133V232H130ZM139 233V232H138ZM147 233V232H146ZM153 233V232H152ZM206 233V232H205ZM208 233V232H207ZM58 234V233H57ZM134 234H136V233H134ZM140 234V233H139ZM163 234V233H162ZM199 234V233H198ZM215 234H216V232H215ZM56 235V234H55ZM151 235V234H150ZM164 235V234H163ZM175 235V234H174ZM58 236V235H57ZM123 236V235H122ZM126 236H128V235H126ZM125 236V237H126ZM129 236L131 237L132 236V234L130 235L129 234ZM147 236V235H146ZM149 236V235H148ZM201 236V235H200ZM220 236V235H219ZM231 236V235H230ZM51 237H52V235H51ZM99 238L97 241H96V238ZM121 237V236H120ZM119 237V238H120ZM124 237V236H123ZM123 237H121V238H123ZM153 237H156V236H153ZM166 237H168V236H166ZM175 237H176V235H175ZM177 237H179V236H177ZM59 238V237H58ZM128 238V237H127ZM149 238V237H148ZM157 238V237H156ZM159 238H161V237H159ZM1 239V238H0ZM124 239H126V238H123L122 239V241L124 240ZM166 239V238H165ZM169 239V238H168ZM176 239V238H175ZM178 239V238H177ZM191 239V238H190ZM223 239V238H222ZM148 240V239H147ZM146 240V241H147ZM153 240V239H152ZM201 240V239H200ZM3 241V240H2ZM125 241V240H124ZM134 241V240H133ZM170 241H171V238H170ZM180 241H182L183 242V240H181V238H180ZM179 241V242H180ZM4 242V241H3ZM168 242V241H167ZM186 242V241H185ZM5 243V242H4ZM125 243L126 242H124L123 244L125 245ZM1 244V243H0ZM122 244V245H123ZM137 244V243H136ZM142 244V243H141ZM215 244V243H214ZM59 245V244H58ZM129 245H130V243H129ZM148 245V244H147ZM170 245V244H169ZM201 245V244H200ZM10 246V245H9ZM57 246V245H56ZM139 246V245H138ZM146 246V245H145ZM153 246V245H152ZM166 246V245H165ZM202 246V245H201ZM217 246H218V244H217ZM79 247H81V249H78V251L80 250V252L79 253H75V251H77L76 249L77 248H79ZM112 247V248H111ZM115 247H120V246H115ZM122 247V246H121ZM126 246H124V247H122V249H120V250H124V249H126L125 248ZM223 247V246H222ZM5 248V247H4ZM111 248V249H110ZM137 248V247H136ZM172 248V247H171ZM194 248V247H193ZM198 248V247H197ZM2 249H3V247H2ZM8 249V248H7ZM56 249V248H55ZM128 249H129V247H128ZM138 249V248H137ZM141 249H143V247L141 248ZM153 249V248H152ZM151 249V250H152ZM203 249V248H202ZM212 249V248H211ZM160 250V249H159ZM58 251V250H57ZM113 251V250H112ZM115 251H116V249H115ZM125 251V250H124ZM139 251V250H138ZM143 251V250H142ZM141 251V252H142ZM52 251H50V253H51ZM59 252V251H58ZM58 252L56 253L57 255H58V257H59V254H58ZM60 252V253H61ZM152 252V251H151ZM158 252V251H157ZM196 252V251H195ZM49 253V252H48ZM122 253H124L123 251H122ZM140 253V252H139ZM138 253V254H139ZM193 253V252H192ZM198 253V252H197ZM54 254V253H53ZM154 254V253H153ZM158 254V253H157ZM50 255V254H49ZM99 255H97V257L99 256ZM142 255V254H141ZM167 255V254H166ZM180 254H178V256H179ZM186 255V254H185ZM199 255V254H198ZM61 256V255H60ZM120 256H121V253H120ZM204 256V255H203ZM46 257V256H45ZM57 257V256H56ZM57 257V258H58ZM77 257V256H76ZM94 257H96V255L94 256ZM216 257V256H215ZM55 258V257H54ZM127 258V257H126ZM152 258V257H151ZM161 258V257H160ZM56 259V258H55ZM90 259H91V261L93 260L92 259V257H90ZM132 259V258H131ZM137 259V258H136ZM149 259V258H148ZM159 259V258H158ZM167 259V258H166ZM185 259V258H184ZM187 259V258H186ZM197 259V257L194 259V260H196ZM201 259V258H200ZM57 260V259H56ZM64 260V259H63ZM62 260V261H63ZM78 260V259H77ZM77 260H76V262H77ZM89 260V259H88ZM125 260V259H124ZM132 260H134V259H132ZM145 260H146V258H145ZM152 260V259H151ZM151 260H149V261H151ZM155 260V259H154ZM7 261V260H6ZM79 261H78V263H79ZM95 261V260H94ZM94 261H93V263H94ZM97 262H98V260H96ZM117 261V260H116ZM187 261V260H186ZM203 261V260H202ZM54 262H56L55 260H54ZM57 262L58 263H60L61 262V257L59 258V260H57ZM56 262V263H57ZM90 262V261H89ZM113 262V261H112ZM132 262V261H131ZM135 262V261H134ZM177 262V261H176ZM209 262V261H208ZM6 263V262H5ZM56 263H54V264H56ZM57 263V264H58ZM63 263V262H62ZM67 263V262H66ZM65 263V264H66ZM82 263H79V264H82ZM99 263V262H98ZM120 263V262H119ZM142 263V262H141ZM157 263V262H156ZM166 263V262H165ZM164 263V264H165ZM189 263V262H188ZM206 263V262H205ZM69 264V263H68ZM87 264V263H86ZM91 264V263H90ZM95 264H97V263H95ZM112 264V263H111ZM114 264V263H113ZM121 264V263H120ZM148 264V263H147ZM162 264H163V262H162ZM198 264V263H197Z\"/></svg>","mask_w":264,"mask_h":264}]
</instances>
